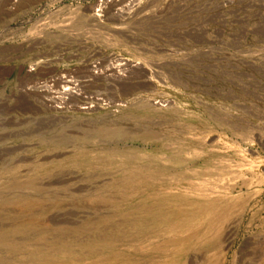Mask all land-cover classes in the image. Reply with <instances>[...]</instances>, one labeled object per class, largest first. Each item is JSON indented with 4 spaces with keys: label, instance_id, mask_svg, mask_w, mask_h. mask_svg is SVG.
I'll return each mask as SVG.
<instances>
[{
    "label": "rangeland",
    "instance_id": "rangeland-1",
    "mask_svg": "<svg viewBox=\"0 0 264 264\" xmlns=\"http://www.w3.org/2000/svg\"><path fill=\"white\" fill-rule=\"evenodd\" d=\"M94 1L0 0V264H254L264 0H137L103 24ZM87 40L150 84L62 113L20 90L27 64L75 65Z\"/></svg>",
    "mask_w": 264,
    "mask_h": 264
},
{
    "label": "built area",
    "instance_id": "built-area-1",
    "mask_svg": "<svg viewBox=\"0 0 264 264\" xmlns=\"http://www.w3.org/2000/svg\"><path fill=\"white\" fill-rule=\"evenodd\" d=\"M142 0H139L141 3ZM137 0H95L89 9L99 24L105 20H127L139 8ZM134 5L132 8L130 5ZM106 25V24H105ZM107 26V25H106ZM88 45H95L86 41ZM77 55L75 65H65L63 57L56 59V65L50 60L36 58L26 65V82L20 90L36 97L45 109L55 112L93 111L123 106L126 100L115 98L120 93L122 83L134 77L139 78L142 63L136 58L107 49L93 46L85 56ZM153 72V71H152ZM150 73V72H149ZM163 105L160 100L155 101Z\"/></svg>",
    "mask_w": 264,
    "mask_h": 264
},
{
    "label": "bare ground",
    "instance_id": "bare-ground-1",
    "mask_svg": "<svg viewBox=\"0 0 264 264\" xmlns=\"http://www.w3.org/2000/svg\"><path fill=\"white\" fill-rule=\"evenodd\" d=\"M129 8H132V6L131 7H129ZM94 16H97V14H93ZM143 69V68H142ZM1 76V75H0ZM152 76V75H151ZM151 76H149V74H148V72L146 71V69H145V71H144V69L142 70V73H141V81L139 80V79H137V77H134V79H130L129 80V82H128V84L125 86V88L127 89V90H129V89H138V88H145L146 86H148L150 83L148 82V81H151L150 79V77ZM2 77V76H1ZM138 77H139V75H138ZM134 80H136V81H134ZM148 80V81H147ZM148 82L149 84L147 85V84H143L144 82ZM122 85V84H121ZM121 91V90H120ZM127 94V93H126ZM26 103V102H25ZM155 103V102H154ZM134 105V104H133ZM166 123L167 122H165V124L164 125H166ZM165 128V127H164ZM167 134V133H166ZM167 140V139H166ZM125 155V154H124ZM114 158V157H113ZM96 159V158H95ZM112 159V158H111ZM151 160V159H150ZM121 166H123V165H121ZM205 169V168H204ZM208 169V168H207ZM121 170V169H120ZM221 170V169H220ZM205 171V170H204ZM219 172V171H218ZM184 173V172H183ZM214 173H215V171H214ZM178 177V176H177ZM208 184V183H207ZM206 185V184H205ZM242 198V197H241ZM208 199V198H207ZM236 204V203H235ZM238 204H239V202H238ZM234 206V205H233ZM234 219V218H233ZM222 228V227H221ZM226 228V227H225ZM224 228V229H225ZM217 229V228H216ZM220 229V228H219ZM232 230V229H231ZM215 231V230H214ZM224 231V230H223ZM222 231V232H223ZM224 234H225V231H224ZM182 237H184V236H182ZM226 244V243H225ZM258 248V247H257ZM258 252H257V254H256V257H254L253 258V262H254V264H264V239L260 242V247H259V250H257ZM196 262H198V261H196ZM217 262V261H216Z\"/></svg>",
    "mask_w": 264,
    "mask_h": 264
}]
</instances>
